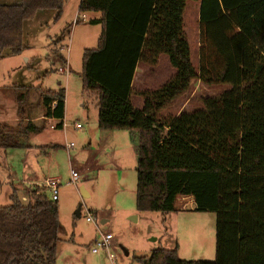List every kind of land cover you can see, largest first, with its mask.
<instances>
[{
	"label": "trees",
	"instance_id": "1",
	"mask_svg": "<svg viewBox=\"0 0 264 264\" xmlns=\"http://www.w3.org/2000/svg\"><path fill=\"white\" fill-rule=\"evenodd\" d=\"M188 2L199 5L198 68L185 33ZM64 4H0V54L19 55L25 23L44 11L55 12L57 20ZM79 12L101 15L90 21L102 26V34L98 47L84 52L83 90L97 100L100 130L130 133L137 156L136 210L173 214L186 197L196 211L216 214L214 261L182 260L177 249H154L150 257L135 259L264 264V0H82ZM162 56L175 75L157 89L134 90L139 66L155 69ZM195 82L230 88L202 98L200 109L163 117ZM38 90L44 117L62 128L65 90ZM26 101L27 95H17V126L0 122V151L22 149L23 141L44 130L24 119ZM29 198L24 205L14 192L11 204L0 206V264H57L58 202L43 187Z\"/></svg>",
	"mask_w": 264,
	"mask_h": 264
},
{
	"label": "rangeland",
	"instance_id": "2",
	"mask_svg": "<svg viewBox=\"0 0 264 264\" xmlns=\"http://www.w3.org/2000/svg\"><path fill=\"white\" fill-rule=\"evenodd\" d=\"M17 2L0 0V4L7 5ZM77 2L78 0H66L63 13L57 20L55 12H40L34 20L25 23L22 52L19 55H12L10 51L0 54V99L4 101L6 97L9 100L7 105L0 108L1 112L14 116L1 122L14 127L18 125L16 97L25 94L27 101L24 104V119L27 116L35 125L45 127L41 133L23 141L28 146L37 145L39 148L10 150L7 154L0 152V164L4 163L6 171L10 170L17 187L26 180H32L35 175H38L39 182L46 177L58 178L61 242L57 249V264H141L135 258L150 257L153 249H177L179 257L186 261H214L215 213L193 209L163 215L140 213L136 210L137 163L129 132L121 131L124 138L117 147L97 152V167L87 171L83 169L79 173V165H86L91 158L90 151L93 148L97 150L101 139L99 133L103 131L98 127L97 100L84 92L81 77L84 52L98 47L102 26L91 25L90 21L97 16L78 12ZM83 14L88 21L75 24L76 17ZM198 23L199 5L188 2L185 33L190 45L191 62L195 68L199 67ZM66 68L67 74L59 72ZM147 69L146 66H139L134 90L157 89L176 73L167 56L161 57L154 72L143 75V71ZM13 87L23 89L15 90ZM38 88L65 90V127L62 130H52L49 125L46 127L48 121H35L44 113ZM229 88L230 86L206 88L195 82L191 90L166 109L162 116H175L180 112L200 109L202 98L216 96ZM15 91L18 92L17 95ZM136 98L142 104L141 98ZM50 123L56 124L55 121ZM78 124L83 127L82 130L76 129ZM56 141L60 142L62 148L55 151L49 146ZM71 144L73 148L68 151L65 146ZM51 154L54 161L49 160ZM72 169L78 170L80 181L78 185L68 186ZM83 186L86 194L81 190ZM9 188L7 184L0 187V206L11 204L4 199ZM26 190H29L28 186ZM27 193L29 191H24L27 197L22 200L24 205L31 203ZM48 195L51 198L50 191ZM191 199L180 197L177 204L187 209L195 207ZM79 208L80 217H77L75 214ZM88 214H92L93 222L87 221ZM134 217H138L139 221L135 222ZM103 219H108L109 222L102 225ZM101 233L111 234L114 238L113 260L105 252L92 253L94 243L100 240Z\"/></svg>",
	"mask_w": 264,
	"mask_h": 264
},
{
	"label": "crops",
	"instance_id": "3",
	"mask_svg": "<svg viewBox=\"0 0 264 264\" xmlns=\"http://www.w3.org/2000/svg\"><path fill=\"white\" fill-rule=\"evenodd\" d=\"M15 1H19V0H15ZM81 1L82 0H78V2H77V7L79 8L80 7V4H81ZM65 2H66V0H65ZM78 12H79V10H78ZM91 14H93L94 16H97L95 19H97V20H99L100 18H101V15L99 14V13H91ZM73 25H75V24H73ZM67 62H68V60H67ZM147 72H154V69H150V68H148L147 69V71H143V75H145V74H147ZM136 75H137V73H136ZM136 75H135V78H136ZM142 77H144V76H142ZM200 84V83H199ZM0 95H1V93H0ZM4 97V96H3ZM5 98V100L4 101H1V99H0V107H2V106H4V105H7V103H8V101L9 100H6V97H4ZM133 102H134V104H135V106L137 107V108H141V106H142V104H140V102L139 101H134V99H133ZM10 103V102H9ZM11 104V103H10ZM11 109H12V107H11ZM1 108H0V112H1ZM65 111H66V100H65ZM15 112H16V110H15ZM14 112V113H15ZM2 113V115H0V122L2 121H4V120H6V118H13V117H11V115H9V114H6V113H4V111L3 112H1ZM44 120V121H48V123H46L45 125H46V127H47V125H49V128L50 129H52V130H58V129H60V130H62L63 129V127L62 128H57V125L59 124V121H56V120H54V119H46L45 117H44V114L42 115V116H40V117H38V118H36L35 119V121L36 120ZM15 121H17V118H16V120ZM51 121H55V125L54 124H51L50 122ZM1 122V123H2ZM82 129H83V127H82ZM82 129H80V130H82ZM100 130V129H99ZM125 132V131H124ZM123 132H121V131H100V133H99V136L101 137V139H100V143L98 144V148H97V150H95V148H93V150L92 151H90V159H89V161H88V163L86 164V165H79V173H81L80 171H82L83 169L84 170H88V169H93L94 167H97L96 165V163H97V155H98V153L97 152H102V149H105V150H108L109 148H114L115 146L117 147L119 144H121V141L123 140V138H124V135L122 134ZM130 134V133H129ZM130 140H131V136H130ZM131 142H132V140H131ZM133 144V143H132ZM24 145H25V147L24 148H22V149H27V148H39L37 145H30V146H28V145H26V143H24ZM133 146H134V144H133ZM41 147V146H40ZM47 147V146H46ZM49 147H51L50 149H53V150H58L59 148H62V146L60 145V142H52V143H50V146ZM48 147V148H49ZM65 148L68 150V151H70L72 148H69V145L68 146H65ZM0 152H2V154H7V152L8 151H0ZM134 152H135V155H136V149H135V146H134ZM49 160H51V161H54V156H53V154H51L50 156H49ZM136 163H137V156H136ZM3 168V171L1 170ZM6 169H7V167L4 165V163H1L0 164V187L2 186V185H9V190L5 193V197H4V199H6V202L8 203H10V197H11V195L14 193V192H16L17 193V196H18V198L20 199V201L22 202V200H26V196H25V194H24V191L25 192H28L29 191V193H27L28 194V197H30V192L33 190L34 191V188L35 187H43V188H45L44 187V182L47 180V179H55V180H58V178L57 177H55V176H51V177H46L43 181H41V182H39V177H38V175L36 176H34V178L32 179V180H30V181H24L22 184H21V186H16V183H15V180L12 178V176H11V173H10V170L8 169L7 171H6ZM75 170H77V169H75ZM78 171V170H77ZM2 179V180H1ZM6 183V184H5ZM27 185H26V184ZM26 186H28L29 187V190H26ZM82 189H84V186L83 187H81V190ZM85 194H86V192H85ZM136 194V193H135ZM136 196V195H135ZM52 197V196H51ZM184 198H186V197H183V199ZM186 199H191V198H186ZM192 200V199H191ZM59 201V199L57 200V202ZM192 202H193V204H194V201L192 200ZM176 209H177V211H186V210H193V209H196L195 207H191V208H184V207H179L178 206V204H176ZM133 220L135 221V222H137V221H139V218L138 217H134L133 218ZM109 222V220L108 219H103L102 220V222H101V224L102 225H105L106 223H108ZM61 224V223H60ZM96 239L97 238H95V240H94V242L96 241ZM60 243V242H59ZM154 250V249H153ZM152 251V250H151ZM148 257V256H147Z\"/></svg>",
	"mask_w": 264,
	"mask_h": 264
},
{
	"label": "built area",
	"instance_id": "4",
	"mask_svg": "<svg viewBox=\"0 0 264 264\" xmlns=\"http://www.w3.org/2000/svg\"><path fill=\"white\" fill-rule=\"evenodd\" d=\"M88 19L86 17L85 14L83 15H78L75 19V24H77L78 22H87ZM60 73L62 74H67L68 73V68L66 69H60L59 70ZM65 127V124H64V121H63V128ZM76 129L77 130H80L82 129V126L81 125H76ZM73 145H69V148H72ZM80 181V174L72 169L71 171V178L68 182V186H71V185H78ZM44 187L51 192L52 194V197L51 199L53 201H57L58 200V189L60 187L59 185V182L58 180H55V179H47L45 182H44ZM94 218L92 216V214H88L87 216V221L88 222H93ZM113 244H114V238L111 234H102L101 233V238L100 240L96 241L94 243V246L95 248L92 249V253L93 254H100L101 251L102 252H105L106 254H108L110 256V260H113V256H112V247H113Z\"/></svg>",
	"mask_w": 264,
	"mask_h": 264
},
{
	"label": "water",
	"instance_id": "5",
	"mask_svg": "<svg viewBox=\"0 0 264 264\" xmlns=\"http://www.w3.org/2000/svg\"><path fill=\"white\" fill-rule=\"evenodd\" d=\"M82 192L85 194V189H82ZM80 212H81V208H79L78 210H77V212H76V216L77 217H80ZM128 255V253L126 252V256Z\"/></svg>",
	"mask_w": 264,
	"mask_h": 264
}]
</instances>
